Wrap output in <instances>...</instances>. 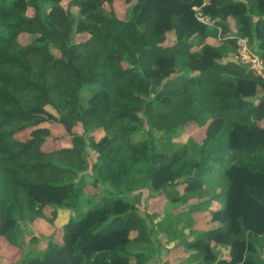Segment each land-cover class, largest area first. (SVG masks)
Listing matches in <instances>:
<instances>
[{"label": "trees", "instance_id": "1", "mask_svg": "<svg viewBox=\"0 0 264 264\" xmlns=\"http://www.w3.org/2000/svg\"><path fill=\"white\" fill-rule=\"evenodd\" d=\"M204 2L0 0V251L14 264H157L152 237L173 223L151 212L161 195L217 222L172 248L189 262L264 264V77L238 52L246 38L264 61V0ZM192 125L202 140L160 150ZM60 210L61 242L25 255V225Z\"/></svg>", "mask_w": 264, "mask_h": 264}, {"label": "rangeland", "instance_id": "2", "mask_svg": "<svg viewBox=\"0 0 264 264\" xmlns=\"http://www.w3.org/2000/svg\"><path fill=\"white\" fill-rule=\"evenodd\" d=\"M73 12L77 15H79V8L74 7ZM233 25V22H231ZM235 26V23L234 25ZM233 30L235 28L233 27ZM80 36V35H79ZM193 41L196 44H202V40L199 37H194ZM208 41H213L212 38L208 39ZM258 49V48H257ZM260 49H258L259 51ZM260 52V51H259ZM259 55V54H258ZM82 99L85 101L88 100L90 97V90L89 88H85L82 92ZM188 135L186 133H182L170 141L167 140L166 142H160V150H168L174 145H181L185 141H187L188 138L191 136L194 137L197 141L202 140L204 137V129L199 128L196 126H190L188 127ZM54 135H60L62 134L61 130H53ZM104 133H97L96 138L97 140H100L103 137ZM145 136V133H140L138 134V138H141ZM191 135V136H189ZM61 143L65 145H70L69 139L66 138ZM91 160L95 161V155L93 152H91ZM102 185H100V189H102ZM91 190L97 191L98 190L95 187H92ZM87 203V202H86ZM87 205V204H86ZM87 209V206H84L80 209L81 212H84ZM151 212H157L158 214H161V216L158 218L160 219L165 213L171 212L173 217V223H172V228L169 227L167 229L166 227L161 226L157 227V235L153 236V242L152 244L157 248L159 246V242L162 247H160L161 253L158 256V254L153 255L155 261L157 264H176V262H179L176 259H172L173 257H168L169 256H179L182 257L183 254L189 255L191 252L185 250L183 246H180L178 249H172V246H175L177 242L180 241V238L186 236L189 237L191 240L195 239L197 236L196 234L190 235V230L195 229V230H205L211 227H214L217 225V222L213 223H196L197 219L205 215V212L201 211H189L188 208L185 207H179L177 204H173L166 200L165 196L161 195L154 199V201L151 203ZM69 213L68 210H60L57 218H55V222L51 223L50 221L44 219L43 217L38 216L33 224H26L25 229H26V240L23 242L22 246L24 249L25 255H30L34 254L35 250H39L38 253H43L47 246L52 242H61V234L62 231L60 230L63 226V224L68 221ZM152 225V224H151ZM173 230L177 233V239L170 240V234H168L169 230ZM172 232V231H171ZM168 234V235H167ZM170 249V253L167 254V250ZM213 250L216 253H219L221 256L225 255L227 253V246L225 245H220V244H213ZM264 252V249H263ZM0 264H14V260L16 257H18L19 254L15 253V251L10 250L7 247H3L0 251ZM176 260V261H175ZM149 264H153V261L148 260ZM132 264H135V260H132Z\"/></svg>", "mask_w": 264, "mask_h": 264}, {"label": "built area", "instance_id": "3", "mask_svg": "<svg viewBox=\"0 0 264 264\" xmlns=\"http://www.w3.org/2000/svg\"><path fill=\"white\" fill-rule=\"evenodd\" d=\"M208 2L209 0H205L202 6H204ZM202 6L195 7L197 19L205 24L212 25L210 17L203 14V12L201 11ZM229 37L234 38L235 36L231 35ZM238 44L240 60L243 63L249 64L251 69L255 70L258 75L264 77V61L262 57L249 46L246 38H238Z\"/></svg>", "mask_w": 264, "mask_h": 264}, {"label": "crops", "instance_id": "4", "mask_svg": "<svg viewBox=\"0 0 264 264\" xmlns=\"http://www.w3.org/2000/svg\"><path fill=\"white\" fill-rule=\"evenodd\" d=\"M178 243V242H177ZM174 246H172L171 248H173ZM170 248V247H169ZM179 248V246L176 248V249H178ZM168 253H170V251H167V254ZM181 255H183L182 257H179V256H169L168 255V257H173L172 259H176L177 258V260L179 261V262H176V264H197V263H192V262H189L188 260H187V257H188V255H186V254H181ZM176 261V260H175Z\"/></svg>", "mask_w": 264, "mask_h": 264}]
</instances>
